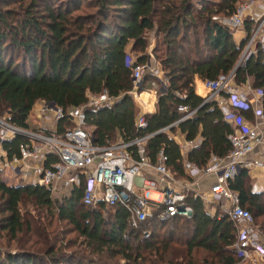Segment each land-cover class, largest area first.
<instances>
[{
    "label": "trees",
    "instance_id": "16d2710c",
    "mask_svg": "<svg viewBox=\"0 0 264 264\" xmlns=\"http://www.w3.org/2000/svg\"><path fill=\"white\" fill-rule=\"evenodd\" d=\"M242 1L198 0L199 8L193 12L190 0H0V117L28 130L27 117L37 102L66 111L84 104L87 95L105 91L113 98L109 107L83 110L93 143L102 146L117 137L128 142L152 133L144 142L146 158L153 161L162 148L166 166L183 176L179 147L161 129L173 132L177 128L186 140L201 138L186 157L197 166L211 154L224 156L230 149L227 135L232 132L215 101L203 102L194 93L193 76L205 81L232 72L236 86L249 80L252 88L264 92V54L257 51L238 62L243 43L235 44L230 29L212 19L231 15ZM249 26L245 20L246 31ZM148 34L164 47L157 46L154 52H160L155 58L167 85L157 95L156 110L143 114L146 126L138 129L124 46L131 40L135 62L145 63ZM152 79L144 72L136 91ZM178 105L194 110L191 117L179 120L183 113ZM240 113L250 117V106ZM62 127L63 119L56 123V132ZM24 141L20 135L2 141L0 160L17 157ZM127 149L137 156L134 145ZM53 161L55 157L45 155V166ZM228 185L254 223L264 215V190L251 192L246 169H238ZM82 188L83 182L51 198L46 186L6 185L0 170V234L15 244L13 252H0V264H181L184 258V264H229L236 259L229 248L235 238L232 223L224 214H208L197 196L190 194L186 199L190 217L160 221L152 215L134 227L120 206L84 205ZM24 199L33 202L37 217L20 212ZM60 223L81 238L83 251H64L74 241L64 239L66 231ZM260 228L264 234V225ZM142 230L149 235L144 237ZM196 250L208 259L196 261Z\"/></svg>",
    "mask_w": 264,
    "mask_h": 264
},
{
    "label": "built area",
    "instance_id": "2783aa9c",
    "mask_svg": "<svg viewBox=\"0 0 264 264\" xmlns=\"http://www.w3.org/2000/svg\"><path fill=\"white\" fill-rule=\"evenodd\" d=\"M217 18L221 25L230 30H244V21H250L248 31L244 30V44L238 62L257 51L264 54V41L261 40L264 35V0H243L231 15ZM125 64L131 69L133 91L141 85L144 72L153 77L149 82L151 88L159 87L160 92L165 89L166 78L161 77L159 70L151 66L149 61L136 63L127 53ZM231 76L232 72L203 81L206 89L203 102L215 101L223 117L234 125V130L227 135L230 149L224 156L211 154L201 166L184 161L182 167L187 179H179L170 171L162 148L157 151L153 161L146 158L144 142L152 133L128 142L107 141L102 146L93 143L91 131L84 123L83 110L95 111L109 107L113 98L108 97L105 91L87 95L84 104L66 111L41 101L39 112L45 119L55 124L63 119L60 133L56 129L50 132L20 129L0 117V143L16 135L25 138L18 147L19 155L11 160H1L0 169H9L16 180L46 186L50 190L57 185L70 189L83 182L81 202L84 205L95 207L102 204L104 208L120 206L126 210L129 223L134 227L152 215L160 221L173 216H191L192 209L186 199L192 194L217 204L232 223L235 238L229 248L236 259L229 264H264L263 234L254 223L251 213L240 206L237 192L228 185L240 168L264 169V132L261 127L264 122V92L261 88L244 86L253 102L260 107L255 109V121L246 122L240 114L232 112L223 106L221 100L216 99L220 92H226L230 105H249L245 94L228 85ZM177 110L183 113L179 120L190 117L194 112L184 105H178ZM48 111L54 113L53 117L46 115ZM134 124L135 128H144L146 122L143 115H138ZM165 130L167 127L160 131ZM132 145L135 146L136 157L127 149ZM260 146L262 148H258ZM46 154L55 157V161L48 166H45ZM207 175H213L214 179L205 196L196 191L194 184L197 179ZM149 191L157 192L158 197L150 198ZM142 235L147 237L149 232L142 230Z\"/></svg>",
    "mask_w": 264,
    "mask_h": 264
},
{
    "label": "crops",
    "instance_id": "0c3cea01",
    "mask_svg": "<svg viewBox=\"0 0 264 264\" xmlns=\"http://www.w3.org/2000/svg\"><path fill=\"white\" fill-rule=\"evenodd\" d=\"M236 30L237 31H239V30L242 31L243 29L242 30L241 29H236ZM235 31L231 32L232 39H233L234 43L235 44H239V43H243L244 44V35H242V38L239 41L235 40L233 38V35L235 34ZM131 45H132V41L130 40L124 46V51L126 53L129 52ZM150 55H151V53L149 55H147V61H149L151 66L156 67L159 70V73L161 75L162 74V70H161V67H160L159 63L157 61H155L152 58V56H150ZM149 82L147 83V85L149 84ZM228 85L230 87H232V88H235L237 91L245 94L247 102H248V104L250 106V109L252 111V114L250 115V117H244V115L242 113H240V109H245V107L230 105L227 96L223 97L222 95L219 94L216 99L217 100H221L223 106L228 107V109H230L232 112L240 114L244 118V120L246 122H249V123L254 122L255 119H256V116L254 115L255 114L254 113L255 109H259L260 107H259L258 103L253 102L251 94L246 92L245 89H244L245 85L251 86L250 85V81L247 80L243 85L236 86L233 83V81L230 80ZM156 91H158V92L160 91L159 87L146 88L145 90H142L140 92H136V90L135 91H133V90L130 91V94L133 95L132 99H133V102H134V105H135V108H136L137 116L138 115H143L145 113H152V112H154L156 110V107H157L156 106V100H157ZM193 91H194V93L196 95H198V96H200L202 98H204L205 95H206V89H205V87L203 85V80L200 79L197 75L193 76ZM224 93H226V92H224ZM39 106H40V102H37L36 104L33 105L31 110L29 111V114H28V117H27L28 130L39 131V132H50V131H53L54 129H56V124L53 121H50V120L45 119L43 117L42 113L39 112ZM218 108L220 109L219 106H218ZM220 111H221V109H220ZM227 121L230 124L232 130H234V127H233L234 125L231 124V122H229V120H227ZM261 127H262V131L264 132V122H262ZM165 131H166V133H170V135H168V136L170 138H172L177 143V145L179 147L180 155L182 157V162L188 161V160H186L188 152L192 148H194L197 145H199V143L201 142V138L199 136H196L192 140H186L184 138V134H181L178 131L177 128H175L173 130V132H169L167 130H165ZM115 140L116 141H120V138L117 137ZM258 148H262V146H260ZM2 155H3L2 154V150L0 148V156H2ZM1 160H3V159H1ZM182 169H183V167H182ZM247 175H248L249 183H250V186H251V192H260V191L264 190V169L252 167L250 169H247ZM175 177H177L179 179H187V176H186V173H185L184 169H183V176H176L175 175ZM7 178L8 179H11V178L15 179L11 175V173L9 175H7ZM1 179L6 185H15V184H7L6 181H5V178L3 176H1ZM213 179H214L213 175H207L205 177H201V178H199V179H197L195 181L194 188L196 189L197 192H199V193H201V194L206 196L208 194V187L211 184V182L213 181ZM57 186L60 187V185H57ZM63 189L64 190L66 189L67 191L69 190L68 188H63ZM148 196L150 198H152V199H156L158 197V194L155 191H149L148 192ZM201 201H202L204 207H205V205H210L211 206V208H210L211 211H207V213L210 214V215H214V207H212L214 205H211L212 203H209V202L204 201V200H201ZM261 232H262V230H261ZM262 234H263V232H262ZM262 238H263L262 240L264 242V234H263Z\"/></svg>",
    "mask_w": 264,
    "mask_h": 264
},
{
    "label": "rangeland",
    "instance_id": "374dc122",
    "mask_svg": "<svg viewBox=\"0 0 264 264\" xmlns=\"http://www.w3.org/2000/svg\"><path fill=\"white\" fill-rule=\"evenodd\" d=\"M28 0H25V2H27ZM191 1V5H192V7H193V12L196 10V9H198L199 8V4H198V0H190ZM9 7H11L10 9H14L15 7H13L12 5H10ZM20 10V9H19ZM83 11H86V12H93L94 11V8H83L82 9ZM217 17H221L220 15H213L212 16V19H214V20H216V21H218L217 19ZM219 22V21H218ZM198 29V28H197ZM242 30V29H241ZM231 32L232 31H235V30H233V29H231L230 30ZM240 31V30H239ZM235 31V34L233 35V38L235 39V40H240L241 38H242V35H245V32H244V30H242V31ZM261 40L262 41H264V35L261 37ZM156 41H155V38H153V36H152V34H148L147 35V45H146V48H145V52H146V54L147 55H149L150 53H151V55L150 56H152V58L155 60V61H157V59L155 58L156 57V55H159V53L160 52H154V49H157V46H158V48L160 49V50H162V48H164L163 46H161V45H156ZM159 51V50H158ZM133 59L135 58V54H133L132 52H130V50H129V52H127ZM163 74H161V77H163L162 76ZM146 88H151V86H149V84L147 85H145L144 86V88H143V90H145ZM137 92V91H136ZM160 92V91H159ZM158 91H156V94L158 95V93H159ZM156 95V96H157ZM133 95L131 94V97H132ZM53 112H51V111H48V112H46V115L47 116H49V117H53ZM88 130H90L91 131V127H88L87 128ZM173 134V133H172ZM167 135H170V133H167ZM116 141V140H115ZM1 170V169H0ZM10 174V170L9 169H7V170H1V176H3L4 178H5V181H6V183L7 184H15V185H17V184H23L24 183V181H19V180H16V179H13V178H11V179H8L7 178V175H9ZM27 184V183H26ZM67 192V190L65 189H63V187H59V186H55V187H53V190H51V198H58V197H61V195H63V194H65ZM211 205H214V206H212V207H214V213H216V214H224V212L217 206V204H211ZM20 212L23 214V216L25 217H29V218H31L32 216L34 217H37L36 215H37V213H36V211L37 210H34L35 209V207H34V205H33V202L31 201V200H29V199H24V200H22V202H21V204H20ZM205 210L206 211H211L210 210V208H211V206L210 205H205ZM109 213V208H108V210L105 212V214L104 215H107ZM40 216V215H39ZM33 220H34V218H33ZM255 224L260 228L261 226H263L264 225V215L263 216H260V217H258V218H255ZM58 225V224H57ZM59 227H62L64 230H65V228H67L63 223H60L59 225H58ZM163 229V228H162ZM261 229V228H260ZM262 230V229H261ZM66 231V230H65ZM159 232H161V231H159ZM64 239L65 240H71L72 242H73V245H70V246H68L64 251L67 253V254H69V253H71V252H76V251H83V247H82V245L81 244H79V242L81 241L80 239L81 238H78L77 236H76V234L74 233V232H67L66 231V233H65V235H64ZM71 242V243H72ZM7 243H10V244H7ZM14 245L15 244H13L12 242H9V239L8 238H6V237H4L2 234H0V252H6V251H10V252H13L14 251ZM194 256H195V260L197 261V260H201L202 258H206L205 257V255H204V253H203V251L202 250H196L195 251V254H194ZM206 259H208V258H206ZM186 260L187 259H183V261H181V264H184L185 262H186ZM217 263V262H216Z\"/></svg>",
    "mask_w": 264,
    "mask_h": 264
}]
</instances>
